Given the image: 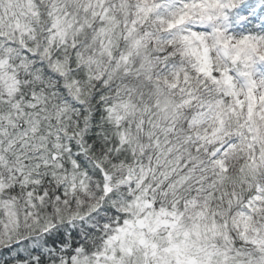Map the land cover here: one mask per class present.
<instances>
[{
	"label": "snow or ice",
	"instance_id": "1",
	"mask_svg": "<svg viewBox=\"0 0 264 264\" xmlns=\"http://www.w3.org/2000/svg\"><path fill=\"white\" fill-rule=\"evenodd\" d=\"M0 264H264V0H0Z\"/></svg>",
	"mask_w": 264,
	"mask_h": 264
}]
</instances>
